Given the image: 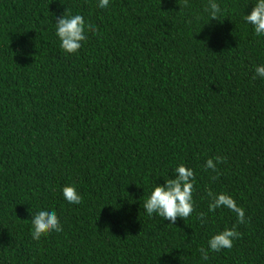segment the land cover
I'll list each match as a JSON object with an SVG mask.
<instances>
[{
	"label": "trees",
	"instance_id": "16d2710c",
	"mask_svg": "<svg viewBox=\"0 0 264 264\" xmlns=\"http://www.w3.org/2000/svg\"><path fill=\"white\" fill-rule=\"evenodd\" d=\"M216 2L212 20L209 0H0V264H264V37L243 20L255 0ZM67 10L92 25L75 55L55 35ZM181 163L194 213L149 217ZM209 191L246 223L209 211ZM45 207L63 231L34 240L29 210ZM225 228L233 247L202 259Z\"/></svg>",
	"mask_w": 264,
	"mask_h": 264
},
{
	"label": "clouds",
	"instance_id": "9594fccd",
	"mask_svg": "<svg viewBox=\"0 0 264 264\" xmlns=\"http://www.w3.org/2000/svg\"><path fill=\"white\" fill-rule=\"evenodd\" d=\"M111 0H98V6L107 9ZM185 7H188V0H185ZM212 20L222 13V9L216 0H209V5L205 9ZM55 18V35L59 39L60 47L65 54H78L83 42L86 40L87 29L92 28L87 23L82 14L73 15L68 10L62 17ZM246 25H251L257 37H264V0H255L250 14L243 17ZM264 79V64L255 66V76L253 79ZM221 157L208 159L206 168L216 170L217 164L222 163ZM174 178L164 179L163 185H155L147 198L144 200L143 208L149 217L159 216L165 221L176 224L178 218L186 220L195 211L193 192L196 184L195 172L192 168L181 163L173 170ZM210 198L209 211L227 209L233 212L239 223L244 224L245 210L238 206L236 200L228 193L208 192ZM63 199L73 205L82 203L83 197L75 185H66L62 189ZM144 197V196H143ZM142 197V198H143ZM31 235L34 240H39L45 233L62 232L63 225L60 217L54 208H41L35 213L30 209ZM201 223L207 222L206 214H199ZM239 232L235 228H225L223 231L213 235L208 240L207 248H200L201 257L208 259L209 252L219 253L225 249H231L234 241L239 238Z\"/></svg>",
	"mask_w": 264,
	"mask_h": 264
}]
</instances>
